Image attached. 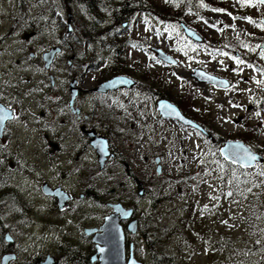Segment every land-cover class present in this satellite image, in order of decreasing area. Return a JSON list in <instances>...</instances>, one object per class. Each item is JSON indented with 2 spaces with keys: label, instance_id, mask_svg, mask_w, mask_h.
Masks as SVG:
<instances>
[{
  "label": "rangeland",
  "instance_id": "374dc122",
  "mask_svg": "<svg viewBox=\"0 0 264 264\" xmlns=\"http://www.w3.org/2000/svg\"><path fill=\"white\" fill-rule=\"evenodd\" d=\"M221 1L188 14L190 26L205 38L204 44L181 47L177 44L181 27L156 19L152 23V18L140 14L124 33L148 42L146 47L130 42L118 51L113 47L94 48L97 65L89 67L93 47L90 40L88 43L84 39L79 23L84 12L80 4L0 0V90L21 99L24 105L29 102L34 113L19 117L12 125L11 142L0 149V182L6 180L0 185L4 190L0 195L5 196L0 200V227L5 228L4 235L11 232V249L19 254L21 264H36L47 255L54 256L58 264H76L83 254L87 260L79 258L78 264H96L98 260L91 261L96 247L93 234H86L85 228L99 227L104 222L113 211L109 202L133 207L144 228L161 239L162 251L174 255L173 264H227L226 254L245 259L246 264H264V176L259 175L264 163L233 179L232 163L220 153L226 139H246L244 131L249 123L244 124L245 120H251L252 126L264 122V83H258L264 82V56L259 57V63L246 62L227 40L239 35L245 38L252 30L264 37V25L248 19L254 21L253 15L264 17V4L251 1L244 7L240 5V9L236 0ZM39 10L46 14V21L35 20ZM70 12L73 29L68 33ZM101 17L104 20L100 27L112 21L109 11ZM83 19H89L88 14ZM39 28L43 29L42 35L31 33ZM57 32L67 42V54L78 59L69 63L65 53L59 55L50 71L58 85L68 79L70 72H76L88 90L114 75L112 68L119 63L117 60L125 65L122 73L137 81L132 89L106 96L88 94L83 103L85 112L95 110L92 117L104 118L111 151L120 152L118 161L110 157L105 171L99 168L97 154L89 150L85 139L86 148L81 151L73 148L70 140L63 142V150L56 153H50L45 145L44 132L58 134L63 141L70 130L68 124L62 123L70 112L59 116L62 114L55 111L47 120L39 114V100L45 94L40 90L50 84L41 55L56 40ZM153 47L164 49L178 63L159 60ZM237 59L243 63L238 64ZM195 67L228 78L231 86L221 89L200 83L192 76ZM163 83L177 99L185 98L188 92L195 94L190 112L195 111L199 119L206 118L215 143L160 116L157 100ZM48 122L50 126H46ZM250 140L254 150L264 153V132L262 136L251 132ZM74 155L78 161L66 165V158ZM157 156L161 157V173H157ZM70 169L75 176L67 173ZM45 180L78 194L92 195L74 200L61 210L56 198L43 192ZM228 192L232 195L228 196ZM185 207L190 209V222ZM122 223L126 226L127 221ZM179 227L189 239L176 232ZM142 229L140 226L138 234L126 232L127 255L133 242L136 258L144 264H155V258L146 250ZM70 247L78 252L74 255Z\"/></svg>",
  "mask_w": 264,
  "mask_h": 264
},
{
  "label": "trees",
  "instance_id": "16d2710c",
  "mask_svg": "<svg viewBox=\"0 0 264 264\" xmlns=\"http://www.w3.org/2000/svg\"><path fill=\"white\" fill-rule=\"evenodd\" d=\"M41 1V0H39ZM63 3H66L68 1L75 2L81 5V8L83 9V13L80 17V25L83 27V33H84V39L90 43V45L93 47L91 49V55L89 57V67H95L97 65L98 57L94 55V48H98V50L106 49L108 47H113L116 51H118L121 46L124 48L127 47L130 42L132 43H139V45L146 47V44L148 42H142L141 40L137 39V37H133L131 35H126L124 32L126 31V26L132 25L134 21H136L137 17L140 14H145L146 16L153 19L159 20L160 22H169L172 23V25H177L180 27V21L183 20L189 25H191V21L188 19V14L191 11L197 12L202 8V5L206 6H216L219 4H222L223 2L221 0H164L163 3H160L159 0H62ZM257 3V0H251ZM236 2L239 4L238 0ZM240 5L242 7L245 6V4H239V8L241 9ZM52 7H55L51 4ZM109 11L110 15L112 16V21L109 25L106 27H100V23L103 22L104 13ZM85 14H88L89 19H83V16ZM153 16V17H151ZM263 15H253L254 22L257 25H262L261 17ZM127 22L126 26H123V24ZM177 44L181 45V47L188 48V47H196L197 44L186 40V38L183 36V31L180 30ZM90 40V41H89ZM227 40H229V43L232 44L235 48L236 52L240 53V57L246 61L251 63H259V57L261 56V53H264V50L258 49V44L260 43V40H264V37L260 33H257L256 31L252 30L249 35H247L245 38H240L239 36L230 37ZM111 46H110V45ZM109 45V46H108ZM248 45L251 46V48H248ZM258 45V46H257ZM154 59L157 61V59L154 57ZM119 63L113 66L112 70L114 74H120L124 70V63L122 60H117ZM150 72V71H149ZM147 79V78H146ZM157 83L156 81L154 82ZM162 92H160L159 96L167 97L171 100L176 101V103L179 104L181 109L187 113L189 116L194 118L195 120L199 121L202 125H204L207 130L211 133H213V130L210 128L209 124L206 122L205 119H199L196 115L195 111L190 112V109L192 108L193 102L195 100V94L188 92L186 94V97L182 96L181 98H178L174 95H172L167 88L166 83H163ZM148 90V89H147ZM158 99V97H156ZM251 120H245L244 124H247V129L245 132L246 136H244V139L249 144L252 143L250 140L251 132L252 134L261 135L264 132V122L259 121L256 124L252 126L250 124ZM206 138V137H205ZM207 139V138H206ZM219 141V140H218ZM230 166L233 168L230 170V175L232 178H236L241 173H244L246 170L245 168H241L237 165L230 164ZM259 168V164L257 165ZM256 166V167H257ZM261 166V165H260ZM251 170V169H249ZM164 175V174H163ZM161 174H158V176H163ZM159 177V178H160ZM4 182H0V185L5 184ZM160 185V184H159ZM161 187V185H160ZM1 191H4L3 189H0V194L3 193ZM161 191V189H160ZM5 196L0 195V200H2ZM185 215L187 216V220L189 222L191 221V213L190 209L184 208ZM141 220V219H140ZM142 229V233L144 235L145 239V247L146 250L155 258V264H173V258L174 255L165 253L162 251L163 243L160 238H158V235L156 237L150 233V230H147L149 228H144V223L141 220L140 223ZM5 228L0 227V250L2 251L0 253V256L5 254L6 252L13 251L11 249L12 242H8L5 235H4ZM176 232H180L181 236H184V239H189V237L185 234H182L183 230L179 227V229L176 230ZM70 249L75 250V252H78L73 247H70ZM149 249V250H148ZM71 254V253H70ZM2 257V256H1ZM81 260L85 259L87 260V257L82 256L79 257ZM224 262L227 264H246L245 259L237 258L235 255L226 254L224 256ZM37 262V261H36Z\"/></svg>",
  "mask_w": 264,
  "mask_h": 264
},
{
  "label": "water",
  "instance_id": "95a60500",
  "mask_svg": "<svg viewBox=\"0 0 264 264\" xmlns=\"http://www.w3.org/2000/svg\"><path fill=\"white\" fill-rule=\"evenodd\" d=\"M70 16L72 15L70 14ZM262 22L264 23V18H262ZM68 23L69 30L72 31L71 21L69 20ZM180 24L183 28L184 34L189 39L197 43H203L205 41V38L196 29L192 28L184 21H181ZM57 49L58 48H53L44 54L47 67H49L53 61L55 54L58 52ZM152 49L160 60L171 64L178 63V60L164 49L159 47H153ZM259 49H264V41L259 45ZM192 76L200 83L211 84L221 88H228L231 86V81L228 78L210 73L201 67H195ZM136 84L137 81L134 78L125 74H119L104 80L95 88V90L100 93H108L122 88L132 89ZM70 88L73 102L77 94V87L74 85V82L70 84ZM157 109L163 118L176 120L184 126L197 129L214 140L212 134L209 133L203 125L187 116L181 107L169 98L162 96L157 101ZM3 117L6 118L0 121V131L3 128L5 120L11 118L12 115L8 113L3 115ZM86 133L90 137L91 144L97 152L100 167L103 168L108 158L114 155L110 150L109 140L107 137L97 134L95 130L87 131ZM244 149H249L256 155L257 159L251 163H247L246 158L236 159L232 155V153H237L240 157H244ZM220 152L224 158L226 156L228 157L226 160L244 168H251L258 163H264V153L254 150L251 145L242 139H227L225 144L221 147ZM160 160V156L155 158L158 172L162 171ZM42 190L44 193L53 195L57 198L60 209H64L68 206L69 201L73 198V196L61 186L53 189L46 181L42 183ZM140 193L142 194L143 191L141 190ZM110 205L112 206L113 211L105 216V220L101 226L89 227L85 230L88 235L94 234L93 241L96 243V252L92 255V261L96 262L98 260L97 264H144L136 258L133 244L130 246V254L127 257L126 233L124 226L121 223L122 219L129 220L127 230L132 233H137L139 229V220L133 218L135 209L132 207H126L121 202H112ZM6 238L8 241L13 240L9 232L6 234ZM101 249H103V251H101ZM16 257V253H5L1 258V264H10L11 261L16 259ZM39 263L58 264V261L55 257L47 255L46 259L40 260Z\"/></svg>",
  "mask_w": 264,
  "mask_h": 264
},
{
  "label": "flooded vegetation",
  "instance_id": "af4514ba",
  "mask_svg": "<svg viewBox=\"0 0 264 264\" xmlns=\"http://www.w3.org/2000/svg\"><path fill=\"white\" fill-rule=\"evenodd\" d=\"M39 1V0H38ZM72 15V13L70 12ZM70 14L67 16L68 20L67 22L72 19V16ZM46 14L39 10L36 14L35 20L38 22H44L48 18L45 16ZM50 18V15H49ZM45 25V24H44ZM59 30V29H58ZM57 30H55L56 32ZM68 33H71L69 29L67 30ZM59 32V31H58ZM56 34L57 38L54 40L53 43L50 44L49 47H46L48 50H51L53 48H58V52L55 54L53 61L51 62L50 66H46V62L44 59V54L48 50H44L42 53V65H44V68L49 72V80L50 84L46 89H42L43 93L45 92L44 96L41 97V101L39 100V106L41 107L39 114L44 118V120H47L49 117L54 116L55 111H59L62 115L59 116H67L66 113L70 112V117L63 118L62 123L68 124L70 126V130L67 136L64 137L63 141L62 137L58 134H49V133H43L45 145L49 148L50 153H56L57 151H61L64 148L63 142H66L67 140H70L71 146L73 148H76L77 150L81 151L82 149L86 148V145L89 146V150L92 149L95 153L96 150L91 144L90 137L87 135V131L95 130L97 134L103 135L108 138L110 143V134L109 129L107 128L105 124L104 118L96 119L92 117L95 113V110H91L88 113L84 111L83 103L86 100L87 97H89L88 94L94 95V96H106L109 93L115 92H109L107 94L99 93L95 90V88L104 80L108 79L105 78L99 82H96L95 84L91 85V87L87 90L84 88V82H82V77L77 74L76 72H70L68 79L60 83V85L57 84V81L55 79V75L50 72L51 69H53L55 62L59 59V55L66 54L69 57V63L75 62V60H78L77 57L74 54L68 55L67 54V42L66 40L60 35ZM31 33H35L34 35H42L43 29L39 28L38 30H33ZM33 35V36H34ZM70 47H73L72 45ZM73 52V49L70 48ZM31 55L34 57L36 56L35 53H31ZM115 75V74H114ZM112 75V76H114ZM111 76V77H112ZM110 78V77H109ZM74 82V85L77 87V94L72 102V92L70 88V84ZM2 87L0 86V89ZM49 88V89H48ZM55 88V89H52ZM146 90L147 88L144 87ZM120 90V89H119ZM117 91V90H116ZM91 92V93H89ZM65 94H67V97H65ZM97 101H95L96 103ZM97 105V103H96ZM32 111V105L28 103H24L21 101V99L16 98L15 96H11L7 91L2 92L0 90V117H3V115H6L10 113L12 115L11 118H8L3 123V128L0 131V149L7 146L8 143L11 142L12 139V125L16 123V121L19 119V117L26 116L28 117L29 114L34 115ZM126 111V110H125ZM24 114V115H23ZM46 126H50V122L46 124ZM110 126V125H109ZM210 126V125H209ZM79 130L80 135L76 136V132ZM104 130H107V132H104ZM103 132V133H101ZM84 139H85V147H84ZM212 141V140H211ZM213 142V141H212ZM215 143V141L213 142ZM66 148V147H65ZM88 151V149H87ZM112 152V151H111ZM113 153V152H112ZM97 154V153H96ZM114 155L112 156L113 159L118 161L119 154L117 150H114ZM2 158V157H1ZM111 158L109 157L106 161V164L104 165L103 169L100 168L102 171L107 170L108 168V161ZM75 161H78L77 155L69 156L66 158L65 162L66 165L70 163H74ZM67 173H70L71 175H74V170H69ZM46 181V180H45ZM43 181V182H45ZM42 182V183H43ZM48 182L49 186L51 188H57L58 186H54ZM144 185H141V187ZM68 190V189H66ZM90 189H88L89 191ZM144 192V189H141ZM73 198L70 200V204L79 198H87L91 197L92 194H85L80 193L78 194L75 190H68ZM83 194V195H82ZM69 207V206H68ZM71 252V251H70ZM72 255V253H71ZM72 257V256H70ZM79 260V257L77 258ZM78 260L75 261L76 264H78ZM13 264V263H12ZM16 264V263H15Z\"/></svg>",
  "mask_w": 264,
  "mask_h": 264
},
{
  "label": "snow or ice",
  "instance_id": "6c2138e0",
  "mask_svg": "<svg viewBox=\"0 0 264 264\" xmlns=\"http://www.w3.org/2000/svg\"><path fill=\"white\" fill-rule=\"evenodd\" d=\"M239 3L241 4H245V3H248V4H251V0H238ZM257 3L259 4H264V0H257ZM204 7H206V5H202ZM213 11H224L223 9H213ZM249 19V22H254V21H251V18H248ZM226 55V53H225ZM262 56H264V53H261ZM237 63L240 64V63H243V61L237 59ZM258 83H264V82H258ZM257 116H259V113H256ZM6 117H0V121H2L3 119H5ZM244 157H240L237 153H232V155L236 158V159H244L246 158V161L247 163H251L252 161H255L257 159L256 155L253 154L249 149H244ZM225 159H228V157L226 156ZM259 175L261 176H264V170H262ZM248 191H251V189H248ZM228 196H231L232 195V192H228L227 193ZM212 199H218V197H212ZM205 208H207V205L205 206ZM224 223H227V221H224ZM257 244H260V241L258 240L256 242ZM101 251H103V249H101Z\"/></svg>",
  "mask_w": 264,
  "mask_h": 264
},
{
  "label": "bare ground",
  "instance_id": "6f19581e",
  "mask_svg": "<svg viewBox=\"0 0 264 264\" xmlns=\"http://www.w3.org/2000/svg\"><path fill=\"white\" fill-rule=\"evenodd\" d=\"M156 163V162H155Z\"/></svg>",
  "mask_w": 264,
  "mask_h": 264
}]
</instances>
